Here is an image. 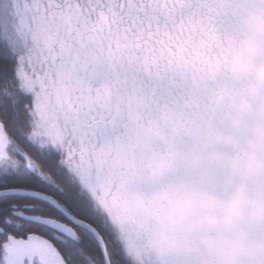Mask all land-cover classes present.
<instances>
[{"label": "clouds", "instance_id": "obj_1", "mask_svg": "<svg viewBox=\"0 0 264 264\" xmlns=\"http://www.w3.org/2000/svg\"><path fill=\"white\" fill-rule=\"evenodd\" d=\"M194 18L217 40L151 68L95 29L25 35L61 57L47 75L67 118L113 113L103 146L136 264H264V0H202Z\"/></svg>", "mask_w": 264, "mask_h": 264}, {"label": "snow or ice", "instance_id": "obj_2", "mask_svg": "<svg viewBox=\"0 0 264 264\" xmlns=\"http://www.w3.org/2000/svg\"><path fill=\"white\" fill-rule=\"evenodd\" d=\"M201 7L202 0H0V264H136L114 212L103 146L113 113L97 104L67 118L47 75L61 57L55 47L36 48L27 28L44 21L62 35L95 29L151 68L217 40L194 18Z\"/></svg>", "mask_w": 264, "mask_h": 264}]
</instances>
